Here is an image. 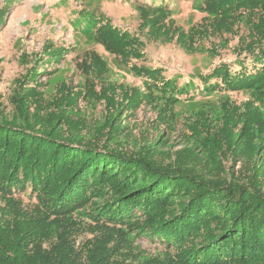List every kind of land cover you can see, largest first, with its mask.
Masks as SVG:
<instances>
[{
  "label": "trees",
  "instance_id": "trees-1",
  "mask_svg": "<svg viewBox=\"0 0 264 264\" xmlns=\"http://www.w3.org/2000/svg\"><path fill=\"white\" fill-rule=\"evenodd\" d=\"M199 9L201 22L184 30L170 8L139 6L140 29L151 40L214 55L238 37L233 61L182 84L166 68L138 62L146 46L140 34L87 10L94 42L142 79L146 93L135 86L119 99L116 86L98 80L106 61L89 50L80 63L85 93L61 84L60 96L47 100L33 88L15 98L18 114H0V264H264V113L257 104L264 101V0H201ZM62 52L45 48L57 61ZM191 88L227 99L221 116L186 117L188 153L159 152V137L132 148L119 138L123 128L114 121L143 101L160 107L158 124L174 127L170 109ZM234 92L252 98L237 104ZM81 95L104 100L116 119L89 127L66 115L65 102L73 107ZM145 240L161 252L142 259Z\"/></svg>",
  "mask_w": 264,
  "mask_h": 264
},
{
  "label": "rangeland",
  "instance_id": "rangeland-1",
  "mask_svg": "<svg viewBox=\"0 0 264 264\" xmlns=\"http://www.w3.org/2000/svg\"><path fill=\"white\" fill-rule=\"evenodd\" d=\"M147 5L170 8L176 25L184 30L201 22L204 16L199 9L201 0H0V114L9 116L18 114L13 105L15 98L33 88L42 92L47 100L54 99L56 93L60 96L61 84L68 85L75 93L78 89L85 93L87 89L81 86L87 75L81 68L86 69V66L83 67L80 63L89 55L87 53L89 50L99 52L106 61V70L97 78L101 83L116 86L115 93L119 94V99L122 98V89L126 88L131 90L139 86V90L146 93L142 79L135 77L126 69L123 61L116 59L94 42L87 10L102 11L121 30L140 34L146 41V46L143 48L145 57L138 62L151 66L158 64L166 68L165 73L168 78L177 76L182 84L191 80V75L196 71L208 73L223 61H233L231 59L236 53L232 52V46L238 37L231 41L229 48L221 49L219 55L207 52L203 47L186 51L175 40H151L145 34L147 29H140L142 16L138 7ZM204 44L209 47V40H205ZM47 45L52 49H65L61 60L57 61L45 55ZM39 59L40 63L36 66ZM88 64L91 66L90 63ZM235 67L238 68L237 65ZM28 71L34 76L32 79L28 77L29 80H22L21 77ZM195 82L202 91L201 80L195 78ZM201 91H196L195 94L193 88L189 89L182 95L183 101L170 109V115L177 120L172 128L166 127L168 126L166 119L158 124L160 107L145 101L135 110L123 109L118 120L116 114L111 115V111H107L112 107L107 106L104 100L98 103L97 100L85 99L82 95L76 99L73 107L70 104L66 105L65 102L63 108L66 115L85 121L89 127L106 119H116L114 123L123 128L119 138L123 141L129 140L131 148L134 143L142 145L152 143L159 137L161 143H156L159 152L185 154L191 146L187 136L188 129L185 126V121H188L186 117L189 115L198 117L200 113L207 112L213 117L221 116V101L227 99L226 95L219 93L205 96ZM194 94L196 99L187 100ZM231 98L237 104H243L252 96L249 92H234L231 93ZM257 104L264 113V101ZM52 106L53 104L49 105ZM53 110L57 112L55 107ZM62 127L65 128V125ZM230 164L231 161L228 165ZM239 168L238 165L235 170ZM30 193L27 189L23 195L25 203L31 201ZM1 204L0 196V206ZM140 242L144 247L142 259L161 252L162 245L159 243L154 244L148 240Z\"/></svg>",
  "mask_w": 264,
  "mask_h": 264
}]
</instances>
